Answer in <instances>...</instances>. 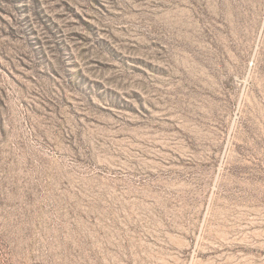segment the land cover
I'll return each mask as SVG.
<instances>
[{
    "label": "rangeland",
    "instance_id": "374dc122",
    "mask_svg": "<svg viewBox=\"0 0 264 264\" xmlns=\"http://www.w3.org/2000/svg\"><path fill=\"white\" fill-rule=\"evenodd\" d=\"M0 264H264V0H0Z\"/></svg>",
    "mask_w": 264,
    "mask_h": 264
},
{
    "label": "trees",
    "instance_id": "16d2710c",
    "mask_svg": "<svg viewBox=\"0 0 264 264\" xmlns=\"http://www.w3.org/2000/svg\"><path fill=\"white\" fill-rule=\"evenodd\" d=\"M9 4H10V5H13V3H12V2H9Z\"/></svg>",
    "mask_w": 264,
    "mask_h": 264
}]
</instances>
